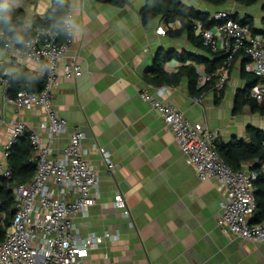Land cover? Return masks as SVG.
Wrapping results in <instances>:
<instances>
[{"label":"crops","instance_id":"0c3cea01","mask_svg":"<svg viewBox=\"0 0 264 264\" xmlns=\"http://www.w3.org/2000/svg\"><path fill=\"white\" fill-rule=\"evenodd\" d=\"M3 1L24 11L22 30L31 26L35 16L46 15L54 0ZM186 1L212 20L223 11L241 20L251 18L262 30L258 35L264 36V0L250 5L241 0H227L224 5ZM147 2L127 0L118 7L97 0H67L76 36L62 65L80 63L84 69L80 77L71 79L61 73L53 94L54 107L68 121V131L51 143L40 107L19 110L0 96V119L5 121L0 131V165L10 167L5 152L8 125L24 122L28 127L14 149L31 146L29 135L35 133L50 147L54 158L62 155L74 131L85 133L83 146L99 172L100 187L96 205L74 221L82 239L106 233L114 237L104 239L78 264H264V241L239 239L222 224L224 194L218 182L201 181L195 168L187 164L161 113L142 99L143 91L155 95L160 88L150 81L160 50L216 62L220 76L225 57L198 46L187 33L171 36L169 30L181 29L179 21L167 23L156 18L145 24L141 13ZM13 59L40 75L41 64L17 57L0 45V63ZM249 62L243 52L239 53L224 90L211 89L201 96V103L195 102L186 77L177 86H166L165 101L174 104L192 123L213 131L215 141L230 143L237 139L249 143L250 128L264 132V114L246 102L248 78L259 80L246 71ZM191 63L175 59L166 63L164 70L176 73ZM197 68L200 74L205 73L204 64ZM99 148L110 153L112 171ZM250 167L246 163L243 169ZM117 193L124 196L130 217L115 207Z\"/></svg>","mask_w":264,"mask_h":264},{"label":"built area","instance_id":"2783aa9c","mask_svg":"<svg viewBox=\"0 0 264 264\" xmlns=\"http://www.w3.org/2000/svg\"><path fill=\"white\" fill-rule=\"evenodd\" d=\"M232 16L228 11L216 13L213 17L216 25L209 29L197 21L196 32L203 47L226 58L220 70L221 88L229 79L236 56L243 52L249 58L246 71L254 73L259 80L250 89L247 98L264 108V36L253 34L248 24H241ZM64 27L66 36L63 41L58 39L57 32L45 29H37L36 35L24 42L13 40L0 31V38L5 39V47L9 51L42 65L40 76L45 79L40 93L21 90L11 94L10 79L3 75L0 77V96L19 110L40 107L47 119L43 128L51 143L68 131V121L58 114L53 104L58 77L62 73L71 79L80 77L84 72L80 63L62 65L75 43V26L70 10ZM159 33H162L161 28ZM210 79V75L200 74L199 84ZM167 89L166 86L160 87L155 95L148 90L143 91L142 99L161 113L187 164L195 168L201 181L218 182L224 194L222 224L239 239L263 242L264 222L251 223L257 210L255 181L259 173L251 167L234 170L228 165L213 146L216 134L199 123H192L174 104L166 102ZM194 100L202 102L201 97ZM4 126L5 121L0 119V131ZM7 131L5 152L9 156L10 150L27 133L28 127L24 122H18L8 125ZM29 139L34 149L36 173L28 184L14 188L15 214L6 238L0 244V264H78L104 239L112 240L114 237L106 233L82 239L74 221L96 205L99 195V172L87 158L83 146L85 133L74 131L62 155L57 158L51 156L50 147L37 134L30 133ZM99 152L112 171L114 163L110 153L103 148H99ZM0 176L11 178L10 167L0 165ZM114 205L130 217L121 193L116 194ZM105 257L108 258L107 255Z\"/></svg>","mask_w":264,"mask_h":264},{"label":"trees","instance_id":"16d2710c","mask_svg":"<svg viewBox=\"0 0 264 264\" xmlns=\"http://www.w3.org/2000/svg\"><path fill=\"white\" fill-rule=\"evenodd\" d=\"M97 1L111 3L118 7H123L127 2V0ZM205 1L215 5H224L227 2V0ZM257 1L241 0V2L247 5L256 3ZM68 11L69 6L67 0H54L52 7L46 15L42 17L35 16L31 26L28 29L21 30L25 19L24 11L14 7L10 3L0 0V31H4L5 35L13 40L24 42L32 39L36 35L37 29H45L57 32L59 34L58 39L63 41L66 36L64 20ZM141 16L145 24L156 18H160L167 23L179 21L182 25L181 29L177 32L169 30V34L173 37H179L187 33L200 47H203V44L201 38L196 36V22H201L206 29L216 25V21L212 20L209 15L197 11L181 0H148ZM232 18L241 24H248L253 34L262 33V30L255 27L253 19L246 17L241 20L235 15ZM0 45H5V39L0 38ZM206 50L209 51L207 48ZM175 59L182 62V64L188 61H192V63L187 66L183 65L176 73L166 72L164 70L165 64ZM202 64L205 65V73L211 76L210 81L204 85L199 84L200 73L197 68V66ZM218 69L219 67L216 62H207L195 55L187 53L180 54L162 49L156 55L154 66L150 71L152 76L150 81L157 87L177 86L186 77L189 80L191 95L193 97H201L213 88L221 92L224 90L227 81L221 89L217 87V84L220 82V75H217ZM243 74L245 76L248 75L244 70ZM3 75H6L10 79L11 87L9 93L11 94L21 90L40 93L45 85L44 77L35 72H31L16 59L10 62L0 63V77ZM248 79L250 80V84L246 90V102L259 108L261 113L264 114L263 107H260L257 103L247 98L248 92L257 82V80ZM248 132L251 138V142L249 143L235 139L230 143L214 141L213 146L220 157L234 170H241L244 164L250 163L251 169L259 173L255 181L257 210L251 220V223L255 225L264 222V172H262V165L264 164V132L255 128H250ZM14 148L15 146L10 150L9 154L12 177L1 178L0 180V244L6 238L7 230L15 214L14 188L19 185L28 184L36 173V162L32 145L20 150Z\"/></svg>","mask_w":264,"mask_h":264},{"label":"rangeland","instance_id":"374dc122","mask_svg":"<svg viewBox=\"0 0 264 264\" xmlns=\"http://www.w3.org/2000/svg\"><path fill=\"white\" fill-rule=\"evenodd\" d=\"M184 2L186 3L187 1H186V0H184ZM193 2H194V3H197V4H199V3H202V1H201V0H193Z\"/></svg>","mask_w":264,"mask_h":264}]
</instances>
